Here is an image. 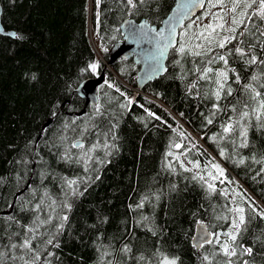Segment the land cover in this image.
<instances>
[{
  "label": "trees",
  "instance_id": "1",
  "mask_svg": "<svg viewBox=\"0 0 264 264\" xmlns=\"http://www.w3.org/2000/svg\"><path fill=\"white\" fill-rule=\"evenodd\" d=\"M174 1L137 0L131 9L126 0H0L2 25L16 32L15 38L0 36V252L32 228L41 256L36 264H158L162 255L176 264H224L215 242L197 252L191 239L199 222L227 239L223 234L234 231L237 217L232 210L241 207L245 225L237 243L253 254L233 262L264 264V219L257 215L264 213V120L253 113L264 104V64L247 63L251 55L264 59V43L241 37V26L223 49L214 43L200 57L178 51L181 44L206 50L207 44L195 49L205 43L196 37L211 31L206 16L210 24H224L214 40L228 36L230 0H207L181 30L166 73L141 93L133 90L139 66L132 59L108 68V51L122 39L121 22L145 18L159 25ZM249 43L256 45L251 51ZM236 47L244 58L230 54ZM216 55L228 64H209ZM204 67L214 72L201 80L196 69ZM102 71L108 76L98 87V103L86 106L73 91ZM217 71L228 75L220 100ZM255 92L261 95L253 99ZM244 111L249 116L241 119ZM229 124L234 130L224 133ZM78 140L83 147H73ZM69 180L76 183L69 187ZM125 245L131 252L121 251ZM0 264L12 262L5 255Z\"/></svg>",
  "mask_w": 264,
  "mask_h": 264
},
{
  "label": "snow or ice",
  "instance_id": "2",
  "mask_svg": "<svg viewBox=\"0 0 264 264\" xmlns=\"http://www.w3.org/2000/svg\"><path fill=\"white\" fill-rule=\"evenodd\" d=\"M127 4L130 6L131 9H135L137 6V0H126ZM139 3H144L145 0H138ZM209 2H211V0H209ZM97 3H99V0H97ZM217 3L223 4L224 0H217ZM231 3V8L229 9L232 13H233V18L231 20V24L232 27H230L227 31L229 32L228 36L223 37V39L220 40H214L213 39V32L215 31L216 28H220L223 29L224 28V24L223 23H219L216 25L213 24H209L206 26V31H208L207 36L204 35V33L199 34L196 38L198 40L203 39L205 41L204 44H196L195 45V49H204L205 48V44L209 45L205 51H201V50H194V49H185L184 45L181 44L178 48V51L180 53H185L186 51L190 52L191 55L193 56H197L200 57L202 55H206L207 53H210L213 51V48L210 46L212 44H216L220 49L225 48L226 44L231 43L233 40L236 39V35L235 33H237V29L241 28V31L239 32V35L241 37L245 36L246 34L251 36L253 39H257L260 40L261 43H264V28H261L259 26V24H257L255 21L258 18L259 21L261 23H264V0H230ZM238 13V15H237ZM215 18V17H214ZM220 19H223V17L221 16ZM247 22V23H246ZM174 31V29H173ZM15 35V34H13ZM216 35H219V33H216ZM157 37H159L160 39L164 40V47L167 48L168 45L171 43V40L168 39L167 37L164 36V30L161 29L158 33H157ZM160 41L158 40L157 43H159ZM256 45H253L251 43H249V51H251ZM230 54H238L241 58H244L246 53L244 51V49L242 47H236L234 49V53ZM161 55H163V52L161 51ZM217 60L219 61H223L225 65L228 64V59L226 58V56L224 55H216L213 56L208 63L212 64L215 63ZM247 63L249 64H264V59H258L256 55H251L250 58H248ZM98 65L96 63H92L88 66V68L94 73L97 70ZM81 71H84V69H82ZM196 71L200 74L199 78L201 80H205L208 79L209 74H212L214 72L213 68L211 67H204L202 69H196ZM215 76H216V80L215 83L217 85V91L214 93L216 100H220L221 99V91L225 89V84L227 82L228 79V75L226 71H217L215 72ZM237 81H239V76L236 77ZM257 79L256 76L252 77V80L255 81ZM193 87H195V85H193ZM246 88H250V85H246ZM253 91H255L253 89ZM231 88H228L226 91L227 95H231ZM261 93L260 92H255V96L253 97V99H255V97L260 96ZM213 107H216V105H213ZM260 110H253V113L256 115V118L258 120H264V104H261L259 106ZM249 116V112L248 111H244L241 114V119H244L245 117ZM208 123H212L211 120L208 121ZM233 125L229 124L223 127V132L224 133H229L231 131H233ZM240 136L245 138V142H246V131H241ZM242 146H246L242 145ZM73 147H83V145H73ZM95 147V146H93ZM176 147H180V145H176ZM223 155V153H221ZM90 159V157H89ZM198 166V165H197ZM214 167H216L217 169H219L218 165H214ZM220 174L223 173L222 169H219ZM194 179H196V177H193ZM200 179H203V177H200ZM212 179H217L216 176H213ZM76 183V181L73 180H69L67 181V184L69 187H71L72 185H74ZM208 189L210 191H214L215 187L213 184L209 183L208 185ZM143 206V202H141V204L137 205L136 207H142ZM40 205H37V208H39ZM68 207H70V205H68ZM234 211L237 214L236 219L232 220V229H234V231L230 230L229 232L224 233L223 235L225 237H227V239L225 240H221L220 238V234H209L210 236H212V239H209L207 237H205L203 239V241L197 245L198 247H203L204 244H213L214 242L217 245V249L219 254H222L224 257H226L227 259L225 260L224 264H234L233 262V257H236L237 259H239V257L242 256H251L253 254V249L251 247H244L243 245H239L237 243L238 241V235L240 234V232L242 231V226L245 225V209L241 208V207H237L235 208ZM254 212H257V210L255 208H253ZM257 215L260 216L261 219H264V213H260L257 212ZM64 220L67 219V217H63ZM40 223H46V221H40ZM62 227V225H61ZM26 238L23 239L22 241H20L19 243H12L8 246V251L7 253L5 252H0V257H4L5 255H7L8 259L11 260L12 264H17V261H23V264H36V261H40L41 260V256L39 255V253L33 249V241L36 239V236L33 234L34 233V229L32 228H26ZM47 243L49 245L53 244V240L49 239L47 241ZM12 249H16V250H23L24 251V255L22 256H13L11 253ZM124 253H129L131 252V249L125 245L124 248L121 250ZM31 255V259H27V257ZM49 255H52L51 253H49ZM141 259H143V257H141ZM204 261H209V256H204L203 257ZM158 264H176V260L173 258H169L167 256H161V258L158 260ZM243 264H249V262L247 260L243 261Z\"/></svg>",
  "mask_w": 264,
  "mask_h": 264
},
{
  "label": "water",
  "instance_id": "3",
  "mask_svg": "<svg viewBox=\"0 0 264 264\" xmlns=\"http://www.w3.org/2000/svg\"><path fill=\"white\" fill-rule=\"evenodd\" d=\"M206 2L207 0H175L169 13L159 25L151 24L145 18L139 21L133 18L124 19L119 26L122 39L115 42L108 51L110 64L118 59H132L139 66L136 84L140 89L163 76L167 70L166 64L170 51L178 44L181 29L204 9ZM2 12L0 4V36L15 38L16 32L6 30L2 25ZM161 29L164 30V36L171 40L167 48L164 47L165 41L157 37ZM158 40L159 43H157ZM105 79L104 72H101L94 78L82 81L73 92L84 99L86 106H95L98 103V87ZM84 112L85 110H82L77 115ZM50 123L51 119L45 123L44 127ZM74 144L82 145V141H75ZM209 234L212 233L205 223L199 222L195 226L191 244L197 252L201 249L197 245L205 237L212 239Z\"/></svg>",
  "mask_w": 264,
  "mask_h": 264
},
{
  "label": "bare ground",
  "instance_id": "4",
  "mask_svg": "<svg viewBox=\"0 0 264 264\" xmlns=\"http://www.w3.org/2000/svg\"><path fill=\"white\" fill-rule=\"evenodd\" d=\"M112 64H113V63H112ZM112 64H110V62H109V64H108V68H109V70H111L110 67L112 66ZM102 72H104V74H105V78H106L108 75L106 74L105 71H102ZM133 90H134V89H133ZM142 90H143V88L140 89V88H138V86H137V89H135L134 92H135V94H138V93H141ZM38 137L40 138V136H38ZM39 138H38V139H39Z\"/></svg>",
  "mask_w": 264,
  "mask_h": 264
},
{
  "label": "rangeland",
  "instance_id": "5",
  "mask_svg": "<svg viewBox=\"0 0 264 264\" xmlns=\"http://www.w3.org/2000/svg\"><path fill=\"white\" fill-rule=\"evenodd\" d=\"M204 22H205L206 25L210 24V17H209V16H206ZM217 24H218V22H217ZM186 25H187V24H186ZM184 27H185V26H184ZM134 90H135V89H134Z\"/></svg>",
  "mask_w": 264,
  "mask_h": 264
}]
</instances>
